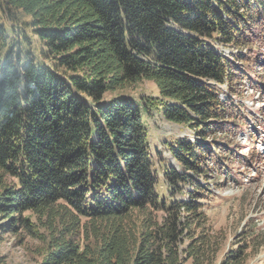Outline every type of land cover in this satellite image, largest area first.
I'll return each mask as SVG.
<instances>
[{
  "label": "trees",
  "instance_id": "1",
  "mask_svg": "<svg viewBox=\"0 0 264 264\" xmlns=\"http://www.w3.org/2000/svg\"><path fill=\"white\" fill-rule=\"evenodd\" d=\"M0 13V241L37 240L40 264H213L202 202L230 173L208 164L234 156L214 138L242 120L218 87L230 96L248 58L218 48L251 51L264 0H0ZM143 81L157 97L129 93ZM153 111L195 138L168 145L179 168L161 177Z\"/></svg>",
  "mask_w": 264,
  "mask_h": 264
},
{
  "label": "rangeland",
  "instance_id": "2",
  "mask_svg": "<svg viewBox=\"0 0 264 264\" xmlns=\"http://www.w3.org/2000/svg\"><path fill=\"white\" fill-rule=\"evenodd\" d=\"M0 22L6 27L11 25L2 13ZM258 29L255 32L257 42L250 52L248 49L218 48L227 56L240 53L248 58L243 69L246 76L236 81L230 96L226 85L218 87L227 106L233 109L234 116L242 120L239 127L232 129L230 137L229 134H219L214 138L228 145L233 142L236 145L234 156L223 160L225 167L208 164L209 168L219 167L224 171L222 173H230L226 178L220 176L221 172L218 174L217 187H212L214 194L202 202L207 205L204 211L217 242L221 244L213 264H219L229 251L238 249L244 252L245 264H264V25ZM129 93L140 98L158 96L151 81H143L132 87ZM152 113L145 116V122L149 142L159 150L153 155L161 177L159 164L179 168L167 149L168 145L180 140L194 142L195 138L189 128L166 122L156 111ZM157 154H160L159 157ZM213 160L216 161V158ZM1 239L0 264L42 262L38 252L41 243L37 240L24 239L23 235L14 237L9 233L3 234ZM185 264H192V261Z\"/></svg>",
  "mask_w": 264,
  "mask_h": 264
}]
</instances>
